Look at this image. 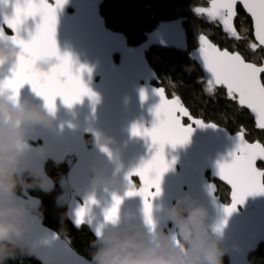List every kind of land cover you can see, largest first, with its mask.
I'll use <instances>...</instances> for the list:
<instances>
[{
  "label": "water",
  "instance_id": "1",
  "mask_svg": "<svg viewBox=\"0 0 264 264\" xmlns=\"http://www.w3.org/2000/svg\"><path fill=\"white\" fill-rule=\"evenodd\" d=\"M207 2L209 6V0ZM102 3L103 0H67L63 8L57 11L55 36L59 53L68 54L72 58L74 71L80 67L90 70L82 72L81 77L98 97V102L93 104L88 97H84L82 103L68 108L57 98L54 127L47 129L37 126L30 131L28 156L29 167L44 173L48 163L61 166L67 158L75 159L64 176L69 190L65 214L74 229L85 227L94 239L97 229L102 230L107 224L104 213L112 206L113 196L122 201L117 217L119 226L145 224L140 197H126L124 191L112 188H93L91 180L94 173L102 174L105 178L114 173L125 176L152 155L150 140L131 134L133 125L145 129L152 127L153 110L160 102L155 90H164L146 55L152 48L187 53L188 59L199 68L205 83L210 75L204 70L199 55V37L202 34L197 38L198 46L189 51L184 18L159 23L142 43L133 46L128 44L122 33L106 26L100 15ZM238 8L251 22L243 7L237 5ZM11 15L9 0L7 7H0V22L4 16ZM236 19L237 16L234 18V26ZM38 22V17L29 18L21 27L20 37L27 40ZM216 24L222 29L218 22ZM251 30L255 42L252 22ZM5 32L11 35L6 26ZM260 49L264 52V48ZM14 63L0 65V81L11 78ZM141 91L146 97L143 101ZM165 96L172 98L167 97L166 93ZM19 99L41 109L44 107L43 100L32 92L28 84L19 90ZM243 110L248 112L255 126L253 115L246 108ZM185 121L186 124L184 121L182 123L187 126V118ZM191 127L193 131L187 144L175 149L165 146V159L170 168L161 179L160 195L151 201L154 231L174 232L173 225L164 221L163 210L177 201L194 202L207 209L209 225L216 227L223 223L220 231L221 246L226 250L224 256L227 264H252L249 256L264 246V195L247 197L243 204L236 205V210L230 216L225 217L222 208L231 203L230 188L218 179L217 164L230 162V153L237 148L236 133L230 134L217 125L197 127L192 124ZM255 129L264 133V130L256 126ZM98 134L111 138L113 142L100 145L97 142ZM85 136L91 138L90 148L86 146ZM101 147H106L108 151H101ZM258 165L264 167V162L258 161ZM52 182L49 190L40 192L44 195L52 193L56 188V183ZM133 183L138 187L139 179L134 178ZM217 183L228 190V203L220 201ZM210 186L214 187V195L209 193ZM29 197L35 198L39 206L37 197ZM89 200L95 203L88 205L85 222L77 227L74 222L75 212ZM31 241L38 251L30 258L39 264H87L89 261L55 231L45 226L39 216Z\"/></svg>",
  "mask_w": 264,
  "mask_h": 264
},
{
  "label": "snow or ice",
  "instance_id": "2",
  "mask_svg": "<svg viewBox=\"0 0 264 264\" xmlns=\"http://www.w3.org/2000/svg\"><path fill=\"white\" fill-rule=\"evenodd\" d=\"M67 0H11L12 15L4 16L0 22V39L11 40L20 53L11 71V78L0 81V88L11 91L12 99H16L19 90L28 84L35 95L40 97L49 112H55V101L61 100L64 106L71 108L83 102L84 97L95 104L98 97L84 84L81 73L90 71L83 67L73 70V60L68 54L61 55L56 43L57 11L62 9ZM9 0H0V7H7ZM237 5H241L251 18L255 42L249 43L250 50L255 53L258 48H264V0H209L208 7H196L195 12L206 17L210 22H218L223 31L232 38L240 40L234 18L237 16ZM39 18L35 31L24 40L20 37L21 27L29 19ZM5 26L11 35L5 32ZM246 31V29H245ZM199 55L203 61L206 73V91L211 94L218 87L225 90L229 100H234L241 109H247L255 119V126L264 130V63L247 61L238 52L220 49L209 42L204 35L199 37ZM54 57L56 64L48 71L37 69V63L45 58ZM160 102L154 108V122L150 129L136 125L131 128L132 136H141L150 140L152 155L131 170L125 179L129 183L126 197H140L143 201L144 223L150 230H155L152 220V199L160 195V184L163 175L170 165L165 159V146L175 149L189 142L192 134V124L197 127H216L215 123H206L194 118L178 96L166 98L163 89H156ZM143 101L145 93L141 91ZM189 122L185 126L182 122ZM237 148L230 153V162L217 164V177L230 188L231 203L224 206L225 217L230 216L237 204H243L249 196L264 195V167H258L257 162H264V142H248L245 130L241 128L236 134ZM101 151L107 149L101 147ZM139 179V186L133 179ZM155 189V191H153ZM210 195H214V187H209ZM121 199L113 196L112 206L104 213L106 222H115ZM86 202L75 212V224L79 227L85 222L88 205ZM223 223L216 226L221 231ZM100 230L97 229V234Z\"/></svg>",
  "mask_w": 264,
  "mask_h": 264
},
{
  "label": "clouds",
  "instance_id": "3",
  "mask_svg": "<svg viewBox=\"0 0 264 264\" xmlns=\"http://www.w3.org/2000/svg\"><path fill=\"white\" fill-rule=\"evenodd\" d=\"M19 53L11 40L0 39V65L15 62ZM55 64L56 59L49 57L36 67L46 72ZM11 97L10 90L0 88V264L36 255L38 248L31 237L39 211L37 200L27 193L49 190L53 183L42 170L29 167L28 156L30 131L37 126L52 129L55 112L21 102L19 95ZM97 142L103 146L113 141L98 134ZM91 186L126 192L129 183L125 176L115 173L108 178L94 173ZM162 214L174 232L153 231L146 224L119 226L118 218L107 222L91 241L94 251L87 264H223L226 250L221 246V232L207 223L205 207L177 201Z\"/></svg>",
  "mask_w": 264,
  "mask_h": 264
},
{
  "label": "trees",
  "instance_id": "4",
  "mask_svg": "<svg viewBox=\"0 0 264 264\" xmlns=\"http://www.w3.org/2000/svg\"><path fill=\"white\" fill-rule=\"evenodd\" d=\"M196 7H208L207 0H103L100 15L109 29L126 37L129 45L142 43L146 35L161 22L184 18L189 51L198 46L197 38L202 34L220 49L238 51L250 62H263L264 52L258 48L253 53L249 48V43L254 42L251 22L241 9H237L235 22L241 39L236 40L225 34L216 22L197 16ZM146 59L155 71L167 97L178 96L194 118L202 119L206 123H215L230 134H235L243 128L247 141L264 142V133L255 129L248 112L240 109L236 101L229 100L223 89L207 93L205 80L197 65L188 59L187 53L152 48ZM67 169L68 163L61 166L48 163L46 174L56 183L55 190L47 195L42 194L39 189L29 190L27 195L39 199V217L44 225L67 241L78 254L90 260V254L94 251L91 247L93 236L85 227L74 229L67 220L65 203L54 198ZM217 189L220 201L228 203V190L218 183ZM249 261L252 264H264V246H260L251 254ZM7 264L39 263L28 256H19L9 260ZM223 264H227L225 256Z\"/></svg>",
  "mask_w": 264,
  "mask_h": 264
},
{
  "label": "rangeland",
  "instance_id": "5",
  "mask_svg": "<svg viewBox=\"0 0 264 264\" xmlns=\"http://www.w3.org/2000/svg\"><path fill=\"white\" fill-rule=\"evenodd\" d=\"M197 14V13H196ZM197 16L207 19L206 17H202L201 15L197 14ZM61 186L59 187V189L57 190V193L54 195L55 200H57L58 202H66L67 198H68V194H69V190L66 187L65 184V179L64 177L61 180Z\"/></svg>",
  "mask_w": 264,
  "mask_h": 264
},
{
  "label": "flooded vegetation",
  "instance_id": "6",
  "mask_svg": "<svg viewBox=\"0 0 264 264\" xmlns=\"http://www.w3.org/2000/svg\"><path fill=\"white\" fill-rule=\"evenodd\" d=\"M187 122L186 121H184V124H186ZM85 143H86V146L88 147V148H90V146H91V138L90 137H88V136H85ZM74 158H67L66 159V161H65V163H68V167H69V165H71L73 162H74ZM65 176V175H64ZM136 182V181H135ZM69 195V194H68Z\"/></svg>",
  "mask_w": 264,
  "mask_h": 264
}]
</instances>
